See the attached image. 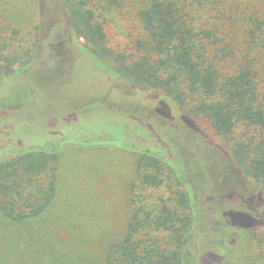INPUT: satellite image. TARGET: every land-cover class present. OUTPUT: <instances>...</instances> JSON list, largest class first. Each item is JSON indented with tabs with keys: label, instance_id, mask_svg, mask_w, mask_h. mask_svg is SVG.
<instances>
[{
	"label": "trees",
	"instance_id": "1",
	"mask_svg": "<svg viewBox=\"0 0 264 264\" xmlns=\"http://www.w3.org/2000/svg\"><path fill=\"white\" fill-rule=\"evenodd\" d=\"M2 1L14 7L13 0ZM62 2L77 40L85 39L96 60L164 94L189 124L200 127L208 119L239 174L264 193V0ZM7 10L15 25L12 34L0 28V78L12 73L15 59L22 60V69L36 57L37 35L27 40ZM114 20L122 41L111 31ZM60 157L57 149L33 147L0 159V264H83L65 260L60 240L44 239ZM126 191L131 207L124 235L101 255L85 238L80 245L85 264L191 263L187 243L198 211L191 187L175 167L143 151L137 179ZM54 228L50 233L58 237Z\"/></svg>",
	"mask_w": 264,
	"mask_h": 264
},
{
	"label": "rangeland",
	"instance_id": "2",
	"mask_svg": "<svg viewBox=\"0 0 264 264\" xmlns=\"http://www.w3.org/2000/svg\"><path fill=\"white\" fill-rule=\"evenodd\" d=\"M13 2L16 9L0 3V28L12 34L13 11L25 38L37 35L36 57L22 69L15 59L0 78V159L33 147L60 152L46 242L60 240L65 260L85 264V238L95 255L122 238L131 207L126 188L147 151L166 158L191 187L198 219L187 264H264V193L239 174L209 120L189 124L164 94L96 60L85 39L77 40L62 0Z\"/></svg>",
	"mask_w": 264,
	"mask_h": 264
}]
</instances>
